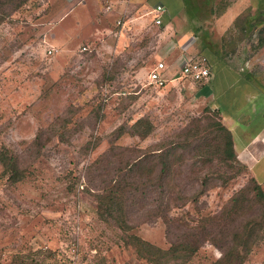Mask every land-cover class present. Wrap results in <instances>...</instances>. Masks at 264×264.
Here are the masks:
<instances>
[{
	"label": "rangeland",
	"instance_id": "rangeland-1",
	"mask_svg": "<svg viewBox=\"0 0 264 264\" xmlns=\"http://www.w3.org/2000/svg\"><path fill=\"white\" fill-rule=\"evenodd\" d=\"M97 4L64 16V0H0V264H264L256 202L224 215L249 178L263 193L264 181L234 153L226 158L216 123L228 124L203 92L210 82L159 87L147 77L158 62L169 75L188 57L211 55L264 87V6L193 0L194 16L182 8L154 25L149 0L123 11ZM258 10L263 21L242 30V17ZM262 119L264 111L251 117ZM163 154L174 161L159 197L129 177L127 233L164 251L202 241L189 255L149 252L145 261L98 217L95 195L136 158Z\"/></svg>",
	"mask_w": 264,
	"mask_h": 264
},
{
	"label": "trees",
	"instance_id": "trees-1",
	"mask_svg": "<svg viewBox=\"0 0 264 264\" xmlns=\"http://www.w3.org/2000/svg\"><path fill=\"white\" fill-rule=\"evenodd\" d=\"M159 1L165 8V11L163 12L161 17L162 24H165L182 6L184 7L183 9H185V12L187 11L189 16L194 15V12L189 11L190 9L196 10L198 8V6L196 5L193 6V0H180L182 5L179 0ZM262 5L264 6V0H257V6L261 7ZM257 13V15H251L249 13L245 14L241 19V26L239 27L242 30L245 31L246 29L247 31L248 26L261 23V21L263 20L257 17H259L262 13L259 10L257 11ZM251 20L253 21L251 22ZM262 39L263 38L260 39L259 43H261ZM138 122L139 120L136 121L135 124H137ZM216 125L223 135V152L226 158H233L229 131L224 126H222L220 122H217ZM138 135L142 136L144 134ZM152 158V156L147 155H142L141 157L136 158L130 164H128L129 166L126 170V173H122L118 178L114 179L111 184L105 186L100 193H97L95 195L96 211L98 217L103 221L112 220L116 227L127 235V239L134 248L136 255L140 256L145 261H149V258H147L148 256H146L149 252L150 255H154L155 257H158L159 255L165 256L166 254H170V256H173L177 255L176 253L180 249L181 251L189 255L196 250V248L200 244V241L202 240L196 237H192V239H189V242L187 243H172L164 251L162 249L153 247L146 241H142L132 233H127V231L130 230L132 226L127 222L126 199L136 190V180H128H131L130 178H143L144 180L140 181V184L145 185L144 187H152V192L154 191V188H157L159 197V195L162 193L161 188L163 185V179L166 178L167 175L166 169L174 161L173 158L169 156V154L158 155L157 159L155 160ZM158 164L160 167L158 171H155V167ZM248 197L249 199L252 198L256 202L257 210L259 208V215L261 217L262 225L264 223V193L259 184L253 178H249L248 183L232 195V197L229 199L228 207H226V209L224 210V215L227 216L231 212L235 211L238 207H241L243 202L247 200ZM156 202L157 206L159 208H162V196L160 200L156 199ZM203 239L206 240V238ZM225 256H228L227 253L225 254L222 252L221 259L223 260Z\"/></svg>",
	"mask_w": 264,
	"mask_h": 264
},
{
	"label": "crops",
	"instance_id": "crops-1",
	"mask_svg": "<svg viewBox=\"0 0 264 264\" xmlns=\"http://www.w3.org/2000/svg\"><path fill=\"white\" fill-rule=\"evenodd\" d=\"M89 1L93 3V6L92 4L89 5ZM106 1L114 4L118 11H123L130 6L138 5L147 0ZM149 1L152 2V6L155 4L162 5L159 0ZM98 2L99 0H64L66 8L63 14L68 16L73 13L76 15L79 12L86 14L95 13L98 8ZM182 8L184 7L182 6L180 9ZM189 11L195 13L196 10L190 9ZM208 59L211 65V73L209 79L204 83H210L203 86V92H206L207 96L211 97L212 106L218 111L221 119L228 124L227 128L231 134L232 149L235 157L242 159L249 169L252 168V173L257 174L259 183L263 182L264 120L262 119L257 124H252L251 117L264 111V87L257 85V83L253 85L249 81L250 74L242 68L238 71L233 70L230 65L211 55L208 56ZM261 61V64H264V60L262 59ZM260 75L264 77V68H261Z\"/></svg>",
	"mask_w": 264,
	"mask_h": 264
},
{
	"label": "built area",
	"instance_id": "built-area-1",
	"mask_svg": "<svg viewBox=\"0 0 264 264\" xmlns=\"http://www.w3.org/2000/svg\"><path fill=\"white\" fill-rule=\"evenodd\" d=\"M164 12V7L160 4H155L151 7L149 13L152 15L154 25L161 24V17ZM85 48L82 47V50ZM48 52H50L48 50ZM211 65L204 55H197L186 58L176 71H172L169 75L166 73V68L162 62L156 63L148 73V82L155 86H163L167 81L187 78L192 81L200 82L207 81L210 77Z\"/></svg>",
	"mask_w": 264,
	"mask_h": 264
}]
</instances>
